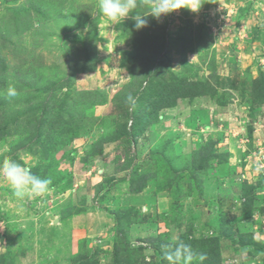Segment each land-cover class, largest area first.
<instances>
[{"label": "rangeland", "instance_id": "374dc122", "mask_svg": "<svg viewBox=\"0 0 264 264\" xmlns=\"http://www.w3.org/2000/svg\"><path fill=\"white\" fill-rule=\"evenodd\" d=\"M202 3L0 0V161L52 181L0 177V264H264V0Z\"/></svg>", "mask_w": 264, "mask_h": 264}, {"label": "clouds", "instance_id": "9594fccd", "mask_svg": "<svg viewBox=\"0 0 264 264\" xmlns=\"http://www.w3.org/2000/svg\"><path fill=\"white\" fill-rule=\"evenodd\" d=\"M148 11L145 14L137 13L138 0H98V7L101 14L113 24L121 23L125 18L131 16L135 20V28L139 30L147 26L148 21L142 17L152 16L159 19L162 15H167L179 9H188L198 12L202 6V0H146ZM7 98L12 99L19 96L17 88L9 85L6 93ZM128 101L132 108H135V100L129 96ZM259 170V169H258ZM0 177H3L11 186L13 195L20 200L26 196H41L46 194L52 181L50 178H40L33 174L29 167L21 163L4 158L0 161ZM203 261L206 257L203 253L197 254L191 245L179 243L174 250L166 253L165 258L170 264H192L197 258Z\"/></svg>", "mask_w": 264, "mask_h": 264}]
</instances>
